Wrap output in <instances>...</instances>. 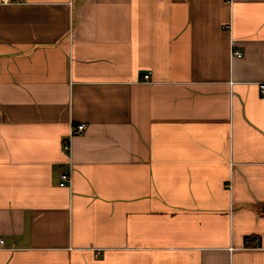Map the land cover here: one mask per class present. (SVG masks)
<instances>
[{
  "label": "crops",
  "instance_id": "0c3cea01",
  "mask_svg": "<svg viewBox=\"0 0 264 264\" xmlns=\"http://www.w3.org/2000/svg\"><path fill=\"white\" fill-rule=\"evenodd\" d=\"M262 83L264 0H0V264H264Z\"/></svg>",
  "mask_w": 264,
  "mask_h": 264
},
{
  "label": "built area",
  "instance_id": "2783aa9c",
  "mask_svg": "<svg viewBox=\"0 0 264 264\" xmlns=\"http://www.w3.org/2000/svg\"><path fill=\"white\" fill-rule=\"evenodd\" d=\"M4 2L10 3V2H24L25 0H3ZM235 55L240 56L242 53L239 51H233ZM150 76V73L145 74V78H148ZM261 90L264 92V83L261 84ZM86 129V124L80 123L77 124L75 127H73V134L76 133H82ZM71 147L70 142L67 140L65 141L64 148L66 150H69ZM70 182V172L68 170H65L61 174V181H60V186H66ZM4 244V239L0 238V246Z\"/></svg>",
  "mask_w": 264,
  "mask_h": 264
}]
</instances>
